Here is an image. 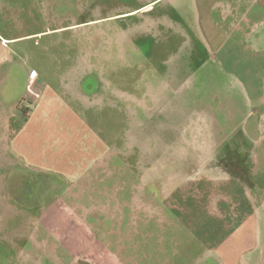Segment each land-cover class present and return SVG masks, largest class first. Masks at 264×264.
<instances>
[{
	"label": "rangeland",
	"instance_id": "374dc122",
	"mask_svg": "<svg viewBox=\"0 0 264 264\" xmlns=\"http://www.w3.org/2000/svg\"><path fill=\"white\" fill-rule=\"evenodd\" d=\"M149 1L0 0L1 121L37 99H23L28 84L74 85L107 150L64 181L13 165L0 133V264H53L38 228L65 225L100 238L110 264H264V99L239 70L250 55L224 50L193 0ZM65 188L58 217H42Z\"/></svg>",
	"mask_w": 264,
	"mask_h": 264
},
{
	"label": "crops",
	"instance_id": "0c3cea01",
	"mask_svg": "<svg viewBox=\"0 0 264 264\" xmlns=\"http://www.w3.org/2000/svg\"><path fill=\"white\" fill-rule=\"evenodd\" d=\"M155 1L150 0L144 6ZM193 5L199 21L208 24L211 34L216 36L218 32L219 45L224 50L234 46L235 54L250 55L248 67L244 64L239 69L248 77L246 95L264 99V0H193ZM181 6L184 7L182 2ZM0 45H3L1 39ZM0 60H6L1 52ZM75 68L76 61L64 71L70 79L75 77ZM28 87L23 99L33 90H37L34 92L37 99L27 112L9 113L7 125L0 117V133L3 137L8 136L7 150L15 157L13 165L65 181L74 170H81L85 164L106 157L105 140L84 120L81 110L75 106L78 101L73 102L77 99L74 98V85L65 84L49 94L46 93L49 87L42 81L31 87L28 84ZM64 191L43 209L42 217H58L55 214L58 200L63 198L69 203L68 188ZM66 220H73L68 212ZM38 229L46 236L36 240L44 243L48 253L45 257L53 264H63V259H70L75 264H110L115 259L113 253L101 246L100 238L93 237L84 228L78 231L65 225V228L45 226Z\"/></svg>",
	"mask_w": 264,
	"mask_h": 264
},
{
	"label": "trees",
	"instance_id": "16d2710c",
	"mask_svg": "<svg viewBox=\"0 0 264 264\" xmlns=\"http://www.w3.org/2000/svg\"><path fill=\"white\" fill-rule=\"evenodd\" d=\"M24 111H26V110H24Z\"/></svg>",
	"mask_w": 264,
	"mask_h": 264
}]
</instances>
